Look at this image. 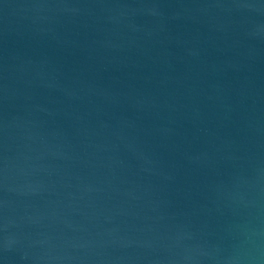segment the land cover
<instances>
[{
    "label": "water",
    "instance_id": "obj_1",
    "mask_svg": "<svg viewBox=\"0 0 264 264\" xmlns=\"http://www.w3.org/2000/svg\"><path fill=\"white\" fill-rule=\"evenodd\" d=\"M0 264H264V0H0Z\"/></svg>",
    "mask_w": 264,
    "mask_h": 264
}]
</instances>
